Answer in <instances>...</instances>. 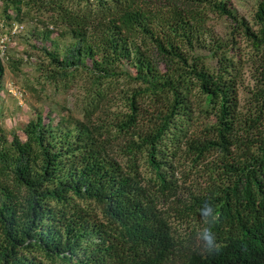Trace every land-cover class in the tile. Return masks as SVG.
Returning <instances> with one entry per match:
<instances>
[{
    "label": "trees",
    "instance_id": "1",
    "mask_svg": "<svg viewBox=\"0 0 264 264\" xmlns=\"http://www.w3.org/2000/svg\"><path fill=\"white\" fill-rule=\"evenodd\" d=\"M0 3L40 19L37 71L82 115L0 125V264H264V0L251 20L232 0ZM204 201L218 255L195 239Z\"/></svg>",
    "mask_w": 264,
    "mask_h": 264
},
{
    "label": "rangeland",
    "instance_id": "2",
    "mask_svg": "<svg viewBox=\"0 0 264 264\" xmlns=\"http://www.w3.org/2000/svg\"><path fill=\"white\" fill-rule=\"evenodd\" d=\"M232 2L239 15L251 20L257 0H232ZM42 18L45 19V16L43 15ZM15 25H22V31L12 35L11 30ZM207 26L218 37L224 39L229 38L228 34L232 30L230 21L216 15H211ZM42 27L44 26L37 17L25 19L23 22L14 20L8 22L3 17V5L0 3V35L11 37L8 47V55L11 59L10 62L4 61L5 72L2 76L0 96V125L7 132L15 131L23 135L24 126L40 109L51 113L57 119L70 114L82 117L77 106L76 89L67 92L60 87L55 91L54 86L47 84L37 71V66L46 56L40 49L33 48L34 39L31 32L35 28ZM53 36L57 37L58 34L55 33ZM237 40L240 42L239 37ZM61 42L63 44V41ZM244 45L242 44L244 49L242 52H247ZM243 63L242 78L239 80L242 82L239 89L241 103L246 98L244 88L252 85L251 60H245ZM187 168L186 166V170Z\"/></svg>",
    "mask_w": 264,
    "mask_h": 264
},
{
    "label": "clouds",
    "instance_id": "3",
    "mask_svg": "<svg viewBox=\"0 0 264 264\" xmlns=\"http://www.w3.org/2000/svg\"><path fill=\"white\" fill-rule=\"evenodd\" d=\"M198 211L203 224L202 227L196 229L195 236L200 252L201 254L218 255L222 250V246L217 241L216 233L213 231L211 225L219 221V214L209 201H204Z\"/></svg>",
    "mask_w": 264,
    "mask_h": 264
},
{
    "label": "built area",
    "instance_id": "4",
    "mask_svg": "<svg viewBox=\"0 0 264 264\" xmlns=\"http://www.w3.org/2000/svg\"><path fill=\"white\" fill-rule=\"evenodd\" d=\"M22 25H15L12 30H11V34L15 35L19 32L22 31ZM11 37L8 35H4L3 37H1L0 39V58L2 60H6L8 58V47H9V41H10Z\"/></svg>",
    "mask_w": 264,
    "mask_h": 264
}]
</instances>
